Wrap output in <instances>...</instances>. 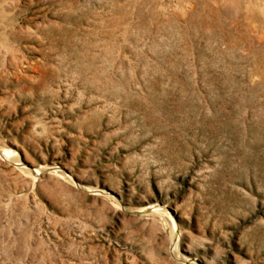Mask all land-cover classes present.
I'll return each mask as SVG.
<instances>
[{
    "label": "rangeland",
    "instance_id": "obj_1",
    "mask_svg": "<svg viewBox=\"0 0 264 264\" xmlns=\"http://www.w3.org/2000/svg\"><path fill=\"white\" fill-rule=\"evenodd\" d=\"M0 264H264V0H0Z\"/></svg>",
    "mask_w": 264,
    "mask_h": 264
}]
</instances>
